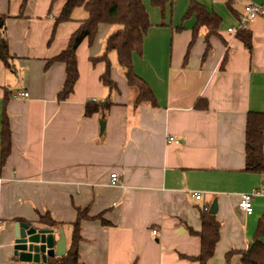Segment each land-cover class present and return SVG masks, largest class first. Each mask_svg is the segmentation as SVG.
<instances>
[{"label":"crops","instance_id":"1","mask_svg":"<svg viewBox=\"0 0 264 264\" xmlns=\"http://www.w3.org/2000/svg\"><path fill=\"white\" fill-rule=\"evenodd\" d=\"M142 1L151 27L133 66L155 105L136 104L115 51V90L101 80L104 63H91L116 30L109 24L99 26L92 44H80L79 79L59 100L66 65L52 60L88 13L75 8L70 21L55 26L66 0H29L23 12L22 0H0L12 65L0 59V264H56L58 256L21 261L16 224L54 228L56 238L61 227L68 250L70 225L85 212L80 264H200L201 213L215 201L220 239L207 264H242L253 244L264 194L254 197L251 214L239 202L264 188V175L245 171L248 116L264 114V19L244 30L240 20L247 3L264 0H196L221 21L210 35L201 26L195 39L190 0ZM21 91L29 97H17ZM106 99L108 110L86 114L89 103ZM5 115L12 145L2 164ZM45 216L59 224L49 226Z\"/></svg>","mask_w":264,"mask_h":264},{"label":"trees","instance_id":"2","mask_svg":"<svg viewBox=\"0 0 264 264\" xmlns=\"http://www.w3.org/2000/svg\"><path fill=\"white\" fill-rule=\"evenodd\" d=\"M166 0H152L153 5L165 4ZM29 0H22L21 11L23 12ZM84 7L88 13V18L79 29L74 32L69 40L68 47L63 50L52 61H60L66 65V81L64 88L58 95L59 100H65L73 93L75 84L79 79L77 49L86 39L92 44L101 24H109L116 27L106 40L105 51L102 56L92 58L94 65L98 62L104 63L105 69L101 75L103 84L111 91L116 89V84L111 78L112 64L109 53L115 51L117 62L122 70L129 86L136 91V104L149 103L155 105L156 98L149 85L135 73L133 66V54L142 53L145 36L151 27L148 11L142 0H66L60 16L56 19L55 26L71 20L72 11L75 8ZM197 16V26L194 37L201 26L208 28V34H213L220 23V18L215 14H209L206 9L190 0V6L186 16L195 14ZM7 18L0 14V59L7 68L12 69L10 64L11 56L9 52V41L7 37ZM51 63V61L49 62ZM6 95V101L9 98ZM112 105L109 99L102 103H89L86 107V114L108 110ZM247 147L245 171L264 175V114L250 113L247 124ZM2 164L11 152V127L8 117L3 119L2 129ZM88 218L87 213H79L78 220L70 225L72 236L66 255L54 260L56 264H80L79 243L81 241L80 227L82 219ZM202 231L201 252L195 259L200 264H207L214 256L216 245L220 239L221 224L208 208L201 213ZM43 221L49 226H56L59 223L45 216ZM264 216L259 220L254 236V242L247 251L242 252V264H264ZM232 252L227 256L230 260Z\"/></svg>","mask_w":264,"mask_h":264},{"label":"water","instance_id":"3","mask_svg":"<svg viewBox=\"0 0 264 264\" xmlns=\"http://www.w3.org/2000/svg\"><path fill=\"white\" fill-rule=\"evenodd\" d=\"M105 129V122L101 123V132ZM217 202H213L210 212H217ZM16 242L14 253L23 262L48 263L55 256L62 257L67 252V241L60 227L59 238H56L54 228L36 227L21 222L16 226Z\"/></svg>","mask_w":264,"mask_h":264},{"label":"built area","instance_id":"4","mask_svg":"<svg viewBox=\"0 0 264 264\" xmlns=\"http://www.w3.org/2000/svg\"><path fill=\"white\" fill-rule=\"evenodd\" d=\"M257 18H263L264 19V3H261V4H258V3H247L245 6H244V13L241 17V20H240V29H245L247 28L248 26V22L250 20H254V19H257ZM230 32H233L235 31L234 29H229ZM17 97L19 98H28L29 97V93L27 91H21V92H17ZM116 178H117V175L116 174H113L112 175V179H113V183H116ZM261 194H264V188H263V191H258V190H253L252 192L250 193H243L241 195V198H240V202H239V207L241 209H243L245 212H247L248 214H251L253 213V210H254V197L256 195H261ZM194 197L196 199H200L201 198V195L199 193H196L194 195ZM155 234L158 233L157 230L154 231Z\"/></svg>","mask_w":264,"mask_h":264}]
</instances>
